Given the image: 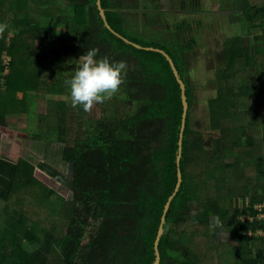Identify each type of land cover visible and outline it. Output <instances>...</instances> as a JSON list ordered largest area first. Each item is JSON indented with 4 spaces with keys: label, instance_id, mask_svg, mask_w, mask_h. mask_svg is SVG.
Wrapping results in <instances>:
<instances>
[{
    "label": "trees",
    "instance_id": "16d2710c",
    "mask_svg": "<svg viewBox=\"0 0 264 264\" xmlns=\"http://www.w3.org/2000/svg\"><path fill=\"white\" fill-rule=\"evenodd\" d=\"M54 4L0 0V18H8V28L0 33V78L11 68L1 56L13 58L17 50L22 67L54 70L49 74L71 79L79 57L93 47L101 56L124 60L127 74L112 99L94 105V119L85 117L87 113L79 119L76 108L62 99L47 102L46 93L37 91L41 86L45 92L65 90L69 95L61 79L50 87L47 81L38 83L23 94L15 112H44L47 104L56 110L54 132L63 143L61 160L71 166V185L30 163L23 171L19 162L0 155V203L10 204L20 184L34 193L32 198L31 191H19L22 196L11 204L14 212L0 208V264H49L55 256L62 264H151L163 207L176 183L180 87L161 53L136 48L104 26L96 0ZM101 4L115 31L142 46L165 50L186 85L182 183L166 214L159 264H208L206 259L264 264V235L258 233L264 231V219L258 218L264 207L257 208L264 203V5H245L243 12L231 14L244 34L252 36L253 45H242L241 35L223 41L225 69H218L221 83L209 101L211 124L221 130L209 137L219 138L224 148L220 155L211 154L200 137L194 136V146L189 144L195 101L189 55L200 34L199 21L182 14L172 19L149 8L150 1ZM140 7L149 10L142 22L135 12ZM152 27L157 36L144 40L142 35ZM19 37L25 43L18 48ZM238 60L244 72L238 70ZM0 85L13 87L7 76ZM5 105L0 100V150L11 147L16 133L7 127ZM214 217L229 234L225 243L213 244L209 222ZM61 220L66 221L63 232Z\"/></svg>",
    "mask_w": 264,
    "mask_h": 264
},
{
    "label": "rangeland",
    "instance_id": "374dc122",
    "mask_svg": "<svg viewBox=\"0 0 264 264\" xmlns=\"http://www.w3.org/2000/svg\"><path fill=\"white\" fill-rule=\"evenodd\" d=\"M55 4L53 8L57 6H63L73 2L74 0H54ZM134 1V0H133ZM150 1L152 5H149V8L153 7V11L156 12H165L172 19L178 18L179 14L185 16V19H197L201 26L198 27L200 34L195 36L196 45L191 51L190 58V83L194 91V105L191 109L192 113V140L189 142L190 146H194V136L200 137L201 141L207 147H211V154L216 151L217 154L221 155V150L224 148L220 147L221 143L219 138L218 141L215 138H210L209 134L215 133L220 134V127L217 125L214 127L211 124V110H210V98L213 95H216V90L220 85L218 79L219 70L221 67L225 69L224 63L221 59L224 56L222 45L225 39H228L230 36H240L241 44L253 45L252 36L244 34V30L241 25H238L236 18L231 17V14L242 10L245 5L253 6H263L264 0H241L242 6L240 7V0H139V3ZM133 4V2H131ZM48 8L50 6H47ZM149 10L140 7L135 12L138 13L139 20L142 22L144 16L143 13L148 12ZM241 12V11H240ZM164 16L158 17L163 19ZM182 18V16H181ZM179 18V19H181ZM7 17L0 18V21L7 23ZM1 22V23H2ZM8 25V23H7ZM167 23L164 24L166 26ZM197 25V24H192ZM179 31V30H177ZM156 30L154 27L148 30V33L142 35L144 40L149 38H154L157 36L155 33ZM60 39V38H59ZM63 40V39H62ZM61 40V41H62ZM9 39H7L8 43ZM25 42L23 38L19 37L17 42L18 48L21 47ZM20 54V53H19ZM17 50L14 52V56L7 57L3 54L1 59L3 64L7 67L8 64L11 65V68H7L2 72L0 82H5V77L9 78L10 85L13 87H5L0 85V100L3 103H6L5 109L10 114L7 116V127L16 131L14 135V141L10 145V148L2 146L0 150V155H3L9 158L12 161H17L20 163L21 168L24 171L27 163L33 164L34 166L42 169L43 172L50 174L55 177L62 184L67 187L71 185V166L62 162L61 152L63 149V143H60L56 140V116L53 108L50 104L46 105L44 112L31 110L29 113L26 112H15L19 106V101L22 98L23 94L28 89L39 86L47 81L49 87L56 83L58 79L63 80L62 82L66 84V81L69 79L67 76H60L55 72V75L49 74L53 71L42 69L44 73H40L35 68L30 65L23 66L17 62L21 60ZM15 62V63H14ZM12 63H14L12 65ZM241 60L237 61L238 70L244 72V67ZM234 79H229V83H233ZM43 88L39 86V93H46V101H56L62 99L67 105H71L69 95L65 94L63 88H59L62 93L52 94L48 91H42ZM32 91V93L37 92ZM74 108V107H73ZM75 112L78 114L79 119L84 115L87 118H97L98 109L93 106L90 111L85 112L82 107H75ZM69 121V119H68ZM42 136L43 138H37L36 136ZM257 144V140H255ZM211 143V145H210ZM225 144V143H224ZM223 144V146H224ZM190 152L193 154V150L190 149ZM198 163V162H197ZM24 173V172H23ZM22 173V174H23ZM27 176L23 175V181L25 182ZM253 182V180H252ZM19 190L15 191L8 205L0 203V208L6 209L10 213L12 210L11 204L14 205L13 199L20 198L22 195H17L19 191L30 192L31 197L33 198V189L27 191L24 184H20L17 187ZM39 195H43L41 188H38ZM42 200L38 197L37 201ZM41 209H38V213H41ZM195 211L192 213L193 219H195ZM4 215V214H3ZM0 216L2 214L0 213ZM1 221V220H0ZM210 233L213 240V244L216 245L219 242L225 243L229 239V234L224 228H222L220 222L216 217L212 218L209 222ZM66 221L61 220L59 224V229L61 232L65 230ZM225 246H227L225 244ZM208 264H217V260H208ZM49 264H62L58 256L53 257L49 260Z\"/></svg>",
    "mask_w": 264,
    "mask_h": 264
},
{
    "label": "clouds",
    "instance_id": "9594fccd",
    "mask_svg": "<svg viewBox=\"0 0 264 264\" xmlns=\"http://www.w3.org/2000/svg\"><path fill=\"white\" fill-rule=\"evenodd\" d=\"M8 28L0 23V33ZM74 74L66 81L72 107H82L85 112L102 104L119 91L127 74V63L100 55L98 48L88 49L77 60Z\"/></svg>",
    "mask_w": 264,
    "mask_h": 264
},
{
    "label": "water",
    "instance_id": "95a60500",
    "mask_svg": "<svg viewBox=\"0 0 264 264\" xmlns=\"http://www.w3.org/2000/svg\"><path fill=\"white\" fill-rule=\"evenodd\" d=\"M96 6H97L98 13H99V15L103 21L104 26L108 30H110L114 35L121 38L126 43L133 45L136 48L153 50V51H157V52L161 53L165 57L167 62L169 63L171 71H172V73H173V75H174V77H175V79H176V81L180 87V98H181V104H182V113H181V122H180L178 140H177V151H176V157H175L176 183H175L173 192L168 196V198L164 204L163 212H162V215L160 217V222H159V226L157 229V233H156V236L154 239V245H153L155 256H154V260L151 264H159L160 263V252H159L158 244H159V241H160L162 234L164 233V224L166 221V214L168 212V209L170 207V204H171L174 196L178 192V190L181 186V183H182V173L180 170V161H181V156H182L183 133L185 130L186 117H187V113H188V109H189V104H188L187 96H186V85H185L183 79L181 78L179 71L176 68V65H175L173 59L165 50L158 48V47H153V46H142V45H140L136 42H133V41L129 40L128 38L124 37L123 35H121L117 31H115L110 26V24L108 23L107 18H106V10L102 7L101 0H96Z\"/></svg>",
    "mask_w": 264,
    "mask_h": 264
},
{
    "label": "built area",
    "instance_id": "2783aa9c",
    "mask_svg": "<svg viewBox=\"0 0 264 264\" xmlns=\"http://www.w3.org/2000/svg\"><path fill=\"white\" fill-rule=\"evenodd\" d=\"M262 207H264V203L259 205L257 208L261 209ZM258 218L259 219H264V211H262L261 213L258 214ZM242 220H244V218H241ZM249 220H252L253 217H248ZM258 233L264 235V231H258Z\"/></svg>",
    "mask_w": 264,
    "mask_h": 264
}]
</instances>
